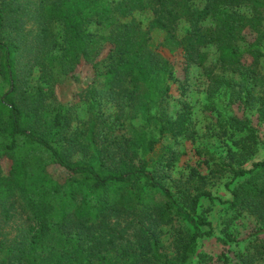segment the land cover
Here are the masks:
<instances>
[{
	"label": "trees",
	"instance_id": "16d2710c",
	"mask_svg": "<svg viewBox=\"0 0 264 264\" xmlns=\"http://www.w3.org/2000/svg\"><path fill=\"white\" fill-rule=\"evenodd\" d=\"M21 1L0 0V80L9 87L0 94V218L10 221L20 210L29 225L13 239L0 228V264H187L205 234L181 239L170 258L153 229L171 225L184 209L197 217L200 200L213 196L198 187L179 202L150 169L166 136L196 137L192 106L173 98L170 83L183 98L191 66H200L211 95L240 88L243 105L259 103L264 121V0ZM147 12L145 29L135 14ZM31 21L35 29H27ZM155 31L164 34L159 44ZM165 52L181 57L184 79ZM82 66L92 71L77 94L89 119L74 127L78 103H63L58 88L79 80ZM106 106L114 108L109 116ZM230 121L255 141L246 121ZM53 166L66 171L64 181ZM216 171L233 181L252 174L229 206L264 222V159L250 170L218 164ZM196 224L209 225L200 216Z\"/></svg>",
	"mask_w": 264,
	"mask_h": 264
},
{
	"label": "rangeland",
	"instance_id": "374dc122",
	"mask_svg": "<svg viewBox=\"0 0 264 264\" xmlns=\"http://www.w3.org/2000/svg\"><path fill=\"white\" fill-rule=\"evenodd\" d=\"M26 1L22 0L21 3ZM29 1L34 5L38 0ZM135 17L146 29L152 14L136 13ZM27 29H35L32 21L28 23ZM152 35L157 44L164 39L162 32L155 31ZM262 51L264 52V43ZM165 55L174 62L178 77L184 79L181 57L167 52ZM211 58L215 60V57ZM247 61L250 62V58H247ZM91 76V68L82 66L78 71L79 80L68 79L58 88V96L63 103H78L76 107L78 121L74 127H82L89 119L87 105L78 102L77 94L90 82ZM32 78L39 80L40 72L36 70ZM187 78L186 96L181 98L178 86L174 83H170L171 95L192 106L191 118L196 130L195 140L166 136L150 158V169L173 191L179 202L186 193L195 194L198 187L210 192L213 199L203 197L197 210V217L204 218L209 225L198 227L197 217L191 216L188 210L184 209L181 216L176 217L171 225L153 229L160 240V252L175 258L178 242L200 230L205 235L197 240L195 253L187 264H264V222L247 211L236 213L229 206L233 199L232 191L252 174L233 181L232 174L216 171L218 164H229L233 167L243 165V168L250 170L253 163L264 159V121L257 112L260 105L251 103L244 106L241 98L245 92H241L240 88H236L235 93L230 88H221L211 95L209 80L200 66H191ZM43 86L48 87L45 83ZM8 89L9 87L0 80V94H5ZM104 112L109 116L114 112V108L106 106ZM231 118L246 121L255 134V141L248 142L246 139L249 134L248 128L236 130L230 121ZM140 123V120L135 122ZM244 145L247 147L246 150L243 149ZM230 151L245 154L246 160L241 158L239 162L238 157L230 158ZM80 158L82 156L77 155L74 159ZM172 158L173 165L169 169L163 167L166 161ZM2 165L7 174L10 162L5 160ZM50 171L59 181H64L67 177L66 171L59 167H50ZM256 175L258 174H254L253 178ZM261 180H264V174ZM87 196L92 204L97 202L93 192L87 191ZM28 225L29 222L20 210L14 212L10 221L0 218L3 238L13 239ZM207 232H210V235H206Z\"/></svg>",
	"mask_w": 264,
	"mask_h": 264
}]
</instances>
